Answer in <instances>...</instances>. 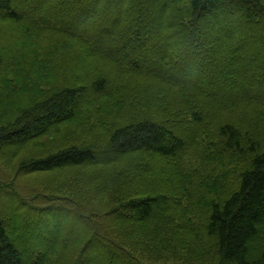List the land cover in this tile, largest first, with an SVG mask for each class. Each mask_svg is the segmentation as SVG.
I'll list each match as a JSON object with an SVG mask.
<instances>
[{
  "label": "trees",
  "instance_id": "16d2710c",
  "mask_svg": "<svg viewBox=\"0 0 264 264\" xmlns=\"http://www.w3.org/2000/svg\"><path fill=\"white\" fill-rule=\"evenodd\" d=\"M185 1L187 12H175ZM150 12L154 20L143 25ZM40 14L50 27L38 24ZM3 20L30 23L37 40L54 35L82 50L77 58L54 63L55 85L50 78L48 83L50 74L41 84L39 67L30 84L11 89L2 80L19 54L4 51L0 43V152H20L53 131L50 135H58L63 125L68 140L83 131L76 122L87 107L104 95H110L104 103L125 96L122 90L139 97L146 112L152 109L165 119L142 115L141 109L133 121L110 127L104 143L71 142L32 153L10 172L0 169V204L10 208L7 219H0V264H54L50 258L57 245L66 249L59 255L73 256L69 264H206L204 246L195 238L187 241L190 225L170 224L185 213L188 219L184 210L190 208L199 220L192 229L200 228L216 264H264V113L251 110L264 112V0H0ZM29 27L21 31L22 39L31 35ZM43 51L38 56H47L48 48ZM56 52L67 55L62 45ZM143 81L160 88L139 89ZM181 94L186 107L177 109L172 98ZM13 108L17 111L11 113ZM105 126L92 122L91 129ZM182 129L187 135H176ZM197 154L200 166L186 185L182 180L167 192L120 195L106 212L109 221L79 201L20 179L75 169L66 181L89 187L107 164L136 161L143 172L145 161L189 164L187 158ZM126 173L122 169V181ZM156 211L160 219H154ZM8 222L18 226L10 231ZM20 243L36 246L30 262ZM256 243L263 245L260 255L250 260ZM139 246L157 253L131 251ZM61 260L67 264L68 258Z\"/></svg>",
  "mask_w": 264,
  "mask_h": 264
},
{
  "label": "rangeland",
  "instance_id": "374dc122",
  "mask_svg": "<svg viewBox=\"0 0 264 264\" xmlns=\"http://www.w3.org/2000/svg\"><path fill=\"white\" fill-rule=\"evenodd\" d=\"M154 1L156 2V0ZM137 10L138 11L142 10V3L137 2ZM175 12L178 13L187 12L186 1L178 4ZM41 16L42 15L40 14V17H38V24L40 23L41 20L42 22H46V27H50L51 22L48 23L47 19ZM153 16H154L153 12H150L147 15V18L144 20L143 25H148L151 21H153L154 20ZM3 21L4 22H2V24L0 23V43L4 47V51H7L12 55H16L17 53L19 54L17 56L16 59L17 61L15 63L12 60H10V64H12L10 71H8V73L4 75L3 78L4 80H2L3 85H6L11 89L15 88L16 86L20 88L22 86L25 87L28 84H30L34 78H37L38 74L34 72L37 71L36 68L39 67H43V69L41 70L43 71V73H39L40 75L44 74V77L41 81V84L43 85L44 78H47L46 76L54 71L56 67L55 64H60L64 60L77 58L78 53L80 52V50H82L81 47H79V44H76L74 41L70 39L57 40L56 36L54 35L53 36L46 35L43 37L38 36V40H37L36 37H32L34 36L33 33L36 32L31 27H29L30 23L26 25L30 28V31L28 33H31V35L29 34L25 39H22L21 31L26 26L25 24H23L24 22L15 23L13 21H8V20H3ZM159 23L161 22L159 21L157 24ZM20 44L24 45L21 51H20V46L22 45ZM59 45L63 46L64 53L67 54L65 57H62L63 56L62 53L56 52ZM46 48H48L46 54L47 56H38V55H44L43 50H46ZM53 52H56L55 54L56 59L52 58ZM49 78L51 80H54V85H55L57 82L56 74L48 75L47 78L48 83H49ZM130 80L131 79H127V86L132 89ZM140 85L141 86L139 87V89L144 88V86L146 85H151L153 89L160 88V86L156 84H151L144 81ZM162 86L163 85H161V87ZM122 91L125 96H118L114 98V101L111 102L107 101L104 103V99H105L104 97L110 96V95H106V96L104 95L100 98L101 100L99 101V104L94 103L93 105H90L91 108L87 107L84 110V113L81 115V120L76 122L77 123L76 127H80L82 125L84 126L83 131L74 132V135L70 136L68 140H66V132L64 129V127H67V125H63L61 126L59 130L61 132L58 135L57 133L55 135H50V134H54L53 131L52 133L47 134L41 140L35 141L37 143L27 145L20 152L18 151L15 152L14 154H10L12 152L11 149L7 151L8 154H6L5 151L0 152V169L2 171L4 170L6 172H10V170L14 166H17L18 162L22 160V158L28 157L32 153L44 154L46 151L49 152L51 150H56L61 146L71 142L83 141L85 143L86 141H90L95 143H104L108 136L107 130L110 127L112 128L113 126H115L114 124H126L133 121L135 118L138 117V112L141 109H143V106H141L140 104L141 101L139 97L137 98L130 96L132 91H127V90H122ZM183 93L187 94L191 92L186 90V92ZM185 98L187 97L183 94H181L180 96L179 95L174 96L172 98V101L175 102L174 107L177 109H179V107L180 109L186 107L184 103L181 104V102H183ZM131 101L133 102V104L131 103ZM20 106H17L16 109H18ZM99 106H101V109L97 110ZM16 109L13 108L10 109L11 111L10 110L9 111L11 113H14L17 111ZM143 110L144 111L142 115H149L152 117H156L158 119L161 116V115H157L156 112H154L152 109L149 112H146L145 109ZM251 110L253 113H264L260 110L258 111H256L255 109H251ZM160 119L164 120L165 116L161 117ZM92 122L105 123L106 124L105 129L101 127L91 129ZM69 126L70 125H68V127ZM172 128L174 127L172 126ZM260 129H264V127ZM182 132L186 133V135L188 133L186 129H182L179 130L176 133V135L180 136ZM250 138H253L252 131L250 133ZM260 139L263 141L262 137H260ZM41 145L42 147H40ZM199 155L200 154H197L196 156L190 155L191 157L187 158L189 164H187L184 161L183 162L176 161V159L162 160L156 158V160H148L143 162L141 165L143 172L140 170V166H139L140 163L136 161H133V163L125 162L124 164H119L118 161L111 164H107L103 166L104 168L100 169L99 179L95 182L90 183L89 187L81 186L80 184H77L75 181L71 182L70 178L69 180L66 181L65 175L67 173L75 172L74 171L75 169H68L62 171L58 170L50 173H38V174L34 173V174L22 176L20 179L21 182H23L24 184L41 188L46 193L58 195L60 197H67L75 201H79L83 203L84 206H86L85 210L90 209L92 210V212L95 211L100 218L109 221V218L106 217V212L113 209L115 205L114 203L116 202L117 197L120 195L129 194L132 192H138L140 194L148 191L167 192L166 188L177 187L179 185V182H181L182 180H183L182 186L186 185L185 180L192 179L194 174L196 173L197 169H193V168H198L200 166L199 159L197 157ZM129 158L135 159V156L128 157V159ZM174 162L176 164H174ZM122 169H125L127 171L124 177L125 178L124 181H122V176H121ZM147 170H151L152 173L151 174L146 173ZM96 174H98V172H96ZM172 179H175L177 181H173ZM218 192L220 193L221 191ZM169 194L171 195L172 193ZM9 209L6 205L0 204V219L1 218L7 219L8 216L7 212L9 211ZM185 211L189 212L188 219L185 213L184 217L181 220H176L173 218V221L170 224L187 225L188 223L192 231L191 232L192 236L189 235L187 241H192L194 240L193 238L199 241L204 246L206 253L205 255L208 257V258H203V263L207 259L206 264H216V257H215L216 254L215 252L211 253L210 251H208V248L212 249V247L207 246L206 243L207 241H203L201 239L199 234L200 228L197 229V231H194L192 229L191 224L193 223V221H199V220L195 219L192 216L191 208L185 209L184 212ZM159 215H160L159 212L156 211L153 214L154 219L157 218L160 219ZM198 216L201 223H204L206 217L205 213L198 214ZM161 217L163 218V216ZM163 219L159 221L161 222L165 221ZM16 225L17 224L14 223L10 224L8 222L6 228L11 231V229L16 228ZM123 227L128 228V224L125 223ZM13 240H15V238ZM121 241L123 242V240ZM124 241L126 243L128 240H124ZM27 244L28 243L26 244L23 243L21 244V246L23 247V253L25 257L27 258L26 260L30 262L35 253L36 246L34 247L33 245H27ZM72 244L73 243L71 242V245ZM126 244L128 247L129 242H127ZM260 246L263 245L256 243L254 245V248L251 249V253L248 254L250 260H256L259 257L260 255L259 251L261 248ZM145 248H146L145 246H139L137 251H133V250L131 251L139 256H145V254L153 255L157 253L154 250L153 251L145 250ZM53 249H54L53 255L50 258L52 263L54 264H60V262L63 263L61 259L64 256H66L68 258L67 264H69L71 257H73L70 253L69 255H66V253L59 255V252H62L65 249L64 246L57 245ZM198 264L200 263L198 262Z\"/></svg>",
  "mask_w": 264,
  "mask_h": 264
}]
</instances>
